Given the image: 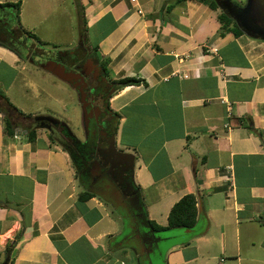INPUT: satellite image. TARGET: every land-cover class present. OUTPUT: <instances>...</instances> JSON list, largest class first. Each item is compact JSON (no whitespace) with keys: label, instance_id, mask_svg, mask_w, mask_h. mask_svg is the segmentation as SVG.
<instances>
[{"label":"crops","instance_id":"obj_1","mask_svg":"<svg viewBox=\"0 0 264 264\" xmlns=\"http://www.w3.org/2000/svg\"><path fill=\"white\" fill-rule=\"evenodd\" d=\"M19 1L20 24L58 42L57 17L42 0ZM65 7L63 25L74 37L65 51L85 39L110 80H145L115 92L110 106L116 146L134 158L148 220L166 226L176 202L196 197V234H176L166 264H264V39L222 33L219 11L198 0H70ZM25 40L23 47L41 52ZM41 57L29 67L0 41V264H139L119 238L120 215L98 195L79 197L86 189L69 150L41 122L75 134L71 126L26 113L27 103L52 96L35 80Z\"/></svg>","mask_w":264,"mask_h":264},{"label":"flooded vegetation","instance_id":"obj_2","mask_svg":"<svg viewBox=\"0 0 264 264\" xmlns=\"http://www.w3.org/2000/svg\"><path fill=\"white\" fill-rule=\"evenodd\" d=\"M231 1L241 7L247 3V0ZM259 2L264 8V0ZM0 41L26 44V40L22 41L18 38L15 20L8 8L0 9ZM25 49L26 52L20 49L18 51L27 62L34 61L36 56L41 55L42 60L38 61L40 64L52 59L62 63L67 71L82 73L84 79L77 76L71 79L73 81L70 84L79 94L80 105L84 104L85 107L82 108L85 133L83 138L80 139L76 134L70 133L68 127L61 122L47 123V120H42L43 124L53 130L56 134L55 138L62 141L68 148L81 186L86 190L95 189L105 192L111 197L118 189L121 191L123 200L134 207L138 190L134 184L133 162L117 149L115 141L117 114L111 109L110 99L116 90V83L107 77L106 70L94 49L86 43L85 39H80L73 49L57 50L50 56L31 47ZM119 205L122 207V202ZM129 240H133L131 234ZM130 249L139 263V258L143 254L137 253L134 246Z\"/></svg>","mask_w":264,"mask_h":264},{"label":"water","instance_id":"obj_3","mask_svg":"<svg viewBox=\"0 0 264 264\" xmlns=\"http://www.w3.org/2000/svg\"><path fill=\"white\" fill-rule=\"evenodd\" d=\"M215 1L219 9L229 15L245 33L255 38L264 39V8L261 6L259 0H247L246 5L242 7L233 4L231 0ZM41 66L43 69L53 73L59 79L66 81L69 84L73 81L71 79L77 76L84 79L82 73L67 71L62 63L52 59L42 62ZM81 102L84 103L83 99H81ZM82 108H85L84 104L82 105ZM122 154L131 158L133 162L134 178V158L129 153L122 152ZM90 191L111 204L118 215H120L123 222V231L119 238L123 242V247L131 248L134 246L137 249V253L143 254L139 258V264H156L155 258L161 259L164 257L165 259L168 250L179 242L178 237L176 236V234H178L176 233L177 231H173V233H170L169 231L183 229V233L190 237L196 234L198 219L193 228L175 227L165 230L155 229L147 218L146 210L138 191L135 196L136 205L134 207L129 206L123 200L121 191L118 189L114 192L115 195L112 197L99 190L90 189ZM121 202L122 207L119 205ZM137 213H139V215ZM130 234L133 236L132 241L129 240ZM162 243H166L168 246L165 247ZM3 264H8V260Z\"/></svg>","mask_w":264,"mask_h":264},{"label":"rangeland","instance_id":"obj_4","mask_svg":"<svg viewBox=\"0 0 264 264\" xmlns=\"http://www.w3.org/2000/svg\"><path fill=\"white\" fill-rule=\"evenodd\" d=\"M5 1H12V0H5ZM15 1H19V0H15ZM29 1H33V0H28V2ZM240 1L242 2L243 0H240ZM57 3L59 4V7H57L58 9H55V6L56 5L58 6ZM68 3H70V0H42L41 1L42 7H44V9H43L44 12L49 13L53 17H57V18H55V20H57V22L53 27H54V29H56L55 33L57 32L54 40H58V42H55V43H46L45 42V44L39 45V47L41 48V52L48 55V56L53 55L57 50H64L63 48H65L67 42H70L69 40H72V39L74 40V37L71 38L70 34H68V32H70L72 34L71 30L64 28L65 25H63V23L64 24H66V23H65V21H63L64 19L62 18L63 16L61 13V10L66 9L65 6ZM78 3L80 4V2H78ZM31 4H33V3H31ZM31 4H27V5L30 6ZM60 7H63V8L59 9ZM26 9H29V7H27ZM218 11H220V9H218ZM81 17H82L81 15H78V13H76L75 17L72 19L73 20L72 25H74L75 29L77 28L78 21H79V19L81 20ZM81 23H82V21H80V24ZM60 25H63V26H60ZM11 42L18 49L22 50L23 52H26V49L22 46L21 43L15 42V41H11ZM92 43H94L93 40H92ZM35 59L36 58H34V60ZM23 60L29 67L31 66L30 63L26 61V59H23ZM40 60H42V59H40ZM38 71L39 72L35 76V78H36L35 80L39 83L44 84L45 88L49 92L52 93V96L49 98V97H46V95L42 94L41 96H39L37 99H35L33 101V104L27 103V105H25V106H27V108H32V109H28L26 111V113L27 114H32V113H36V112H41L43 114L50 113V114L54 115L56 118H60L63 121H66V123H68V125L71 126V129L73 130V132L80 139L83 138V135L85 134L84 133L83 109H82V106L80 105V99H79V94H78L77 90L72 88L71 86L65 84L64 82H61L59 80H55V78H54L55 76L49 74L47 71H45L43 69L42 70L39 69ZM47 79H50V80L53 79V81H58L57 82L58 84L55 85L54 83H50L48 86L47 85ZM17 98H20V97H17ZM109 206H110V208H113L111 205H109ZM114 213L117 214L116 212H114ZM167 225H168V223L166 224V226ZM182 230L183 229L172 230L169 232L173 233V231H177L176 233L179 234V231H180L182 234H184ZM162 244L165 245V247L168 246V244H166V243H162ZM163 260H165V261H163ZM155 263L156 264H166V257H165V259H164V257L161 259L155 258Z\"/></svg>","mask_w":264,"mask_h":264},{"label":"trees","instance_id":"obj_5","mask_svg":"<svg viewBox=\"0 0 264 264\" xmlns=\"http://www.w3.org/2000/svg\"><path fill=\"white\" fill-rule=\"evenodd\" d=\"M198 1L208 4L214 10L219 9L215 0H198ZM1 8H8L11 10V14L14 17L16 28L18 30V37L20 36V38H22L23 40L27 38H32L36 40L39 44H45V42L39 39L35 33L25 29L20 24V21H19L20 8H21L20 1L3 2V3L0 2V9ZM218 19L221 23L222 33H224L225 31H231L235 35H240L244 32L229 15H227L225 12L221 10L218 13ZM104 68H105V64H104ZM115 83H116L115 92H117L118 90H121L124 87L129 86V85H136V84H141V83L145 84V80L137 78V77H123L118 80H115ZM41 124H43V122H41ZM28 135L30 139L35 138L37 136L36 129L29 130ZM60 142L63 143L62 141ZM65 148L67 147L65 146ZM93 196H96V194H94L93 192L89 190H85L79 195L81 199H87ZM197 219H198V207H197L196 197L193 194H186L178 202H176L171 208L169 215H168V225L167 226H161L154 221H150V223L157 230H165V229H170V228H175V227L193 228L196 225Z\"/></svg>","mask_w":264,"mask_h":264},{"label":"built area","instance_id":"obj_6","mask_svg":"<svg viewBox=\"0 0 264 264\" xmlns=\"http://www.w3.org/2000/svg\"><path fill=\"white\" fill-rule=\"evenodd\" d=\"M132 1H136V0H132ZM141 11V10H140Z\"/></svg>","mask_w":264,"mask_h":264}]
</instances>
